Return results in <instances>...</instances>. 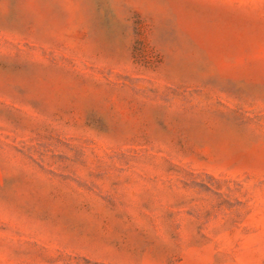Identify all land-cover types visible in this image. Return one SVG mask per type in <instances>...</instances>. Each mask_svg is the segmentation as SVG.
<instances>
[{
    "label": "rangeland",
    "instance_id": "rangeland-1",
    "mask_svg": "<svg viewBox=\"0 0 264 264\" xmlns=\"http://www.w3.org/2000/svg\"><path fill=\"white\" fill-rule=\"evenodd\" d=\"M0 264H264V0H0Z\"/></svg>",
    "mask_w": 264,
    "mask_h": 264
}]
</instances>
